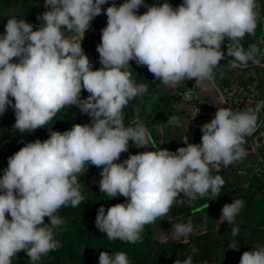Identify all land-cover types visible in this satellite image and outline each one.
Masks as SVG:
<instances>
[{
    "label": "clouds",
    "instance_id": "9594fccd",
    "mask_svg": "<svg viewBox=\"0 0 264 264\" xmlns=\"http://www.w3.org/2000/svg\"><path fill=\"white\" fill-rule=\"evenodd\" d=\"M108 2L44 0L50 10L38 17L42 23L37 30L12 16L0 35V115L11 107L14 129L25 134L50 126L57 113L70 106L92 118L91 124H75L63 132L49 127L48 139L29 142L8 158L0 177V264H13L22 250L31 264H38L61 247L54 233L64 219L57 213L84 201L79 178L89 165L102 168L101 193L108 199L126 198L107 210L99 207L96 228L109 240L136 244L146 225L168 216L180 193L192 201L209 193L218 196L225 180L213 176L212 169L219 172L221 164L226 168L246 157L245 137L258 127L264 101L246 110L218 108L211 122L201 126V143H187L185 137L187 146L175 152L157 148L146 126L135 121V126H125L122 110L147 91L145 84L136 85L132 79L130 61L146 66L166 87L195 80L202 91L215 85V69L223 76L225 39L230 69L247 67L249 62L261 65L259 45L251 43L247 50L242 45L246 34L255 40L257 0H183L175 8L168 0L151 6L145 0L112 3L96 48L102 67L93 70L81 42ZM141 6L147 10L137 14ZM82 89L90 94L87 99L80 98ZM168 123L179 126L180 118L171 116ZM129 141L137 148L151 145L155 151L132 154L117 163L128 152ZM243 207L241 199L225 204L219 223L232 224ZM194 231L191 223L175 222L164 238L183 243ZM238 234V227H233L232 235ZM228 247L235 250L238 244ZM197 250L193 246L191 252ZM99 264L130 261L124 252H100ZM174 264H193V257L177 258ZM239 264H264V246L243 252Z\"/></svg>",
    "mask_w": 264,
    "mask_h": 264
},
{
    "label": "rangeland",
    "instance_id": "374dc122",
    "mask_svg": "<svg viewBox=\"0 0 264 264\" xmlns=\"http://www.w3.org/2000/svg\"><path fill=\"white\" fill-rule=\"evenodd\" d=\"M7 2L9 5H0V35L4 34L7 20L12 16L26 20L33 6L41 10L49 9L45 7L44 0ZM124 2L125 0H109L107 4L102 5V14L90 22L82 42L91 39L100 44L102 29L107 25V7L112 3L119 6ZM168 2L175 8L183 0ZM145 5L151 6L152 0H145ZM146 10V7L141 6L137 14H143ZM65 35L72 37L73 34ZM259 47L261 52L258 56H264V44L260 43ZM221 50L225 53V59L220 61L224 73L220 76V69L214 70L215 85L208 91L196 87L195 80H186L176 88L166 87L154 78L146 66H137L135 61H130L128 71L132 73V79L136 85L145 84L147 91L130 100L123 108L125 126H146L157 148L175 152L179 147L187 146L183 141L185 137L187 143H201V126L211 122L218 108L246 110L264 101V60L259 66L249 62L247 67L230 69L228 65L232 57L226 55L227 47L222 46ZM98 65L96 69L102 67L100 61ZM89 95L82 89L80 98L87 99ZM257 115L258 127L251 136L245 137L243 147L246 157L226 168L221 164L219 172L215 168L212 169L213 176L220 175L225 180L220 194L211 197L209 193L192 201L180 193L168 216L155 224L146 225L141 233L142 240L136 244L119 239L109 240L106 233L96 228L98 208L104 206L107 210L114 204L124 203L126 198L118 195L108 199L101 193L98 182L102 168L89 165L87 172L79 178L84 201L77 207H62L57 213L64 219V224L54 233V239L61 247L43 256L38 264H99L100 252H108L110 255L124 252L130 264H174L172 247L183 243L189 244L188 254H197L193 258V264H239L243 252L252 251L254 246H264V108H261ZM171 116L180 118L179 126L168 123ZM62 119L57 113L50 126L21 134L14 129V110L8 107L7 111L0 115V177L8 166V158L20 148L37 139L43 142L49 138V127L52 131L70 130L69 126H63L65 123ZM91 122L92 120H87L82 122V125ZM144 151H155V148L151 145L137 148L129 141L128 152L122 153L120 160L116 162H123L130 155ZM235 199L243 200L244 207L232 224L219 223L223 206ZM204 205L208 207H203ZM196 209L202 210L197 212ZM6 216L11 219L10 215ZM44 222L50 223L49 218L45 217ZM175 222L191 223L194 234L183 243L175 241L171 236L165 239L164 234H171ZM233 227L239 229L236 236L232 235ZM232 243L238 244V249L229 248L228 245ZM193 246L198 249L195 253L191 252ZM13 264H31L26 251H20Z\"/></svg>",
    "mask_w": 264,
    "mask_h": 264
},
{
    "label": "trees",
    "instance_id": "16d2710c",
    "mask_svg": "<svg viewBox=\"0 0 264 264\" xmlns=\"http://www.w3.org/2000/svg\"><path fill=\"white\" fill-rule=\"evenodd\" d=\"M162 1H164V0H152V5L155 3H161ZM0 3H1L0 4L1 6L9 5L7 0H0ZM48 10H50V9L41 10L37 6H33L31 8V10H29L26 22L33 25V30H37L42 23V21L39 20L38 17L42 13H44L45 11H48ZM256 43L258 45L260 44V42H256ZM227 44H228V42L224 41L222 46L227 47ZM250 44H251V42H249L248 40L242 41V45H243L245 50L248 49ZM98 45H99V43L96 40H91V39H87L81 43V46H82L85 54L89 57L90 61L92 62L94 69H96V67L99 66L98 63L100 61L99 60V53L96 51V48ZM13 62H15V58H13ZM12 99L14 102V98H12ZM58 116L63 117L62 121L65 123V125H63V126L64 127L69 126L70 129L75 124H81L82 125V122L87 121V120H90V121L92 120L91 117H89L87 114L82 113V111L76 106L67 107L66 109L59 112ZM82 195L84 196V194H82ZM172 248H173L172 249V260L174 262L177 258L180 259L181 261L187 259V256H188L187 251L189 249V244L183 243V244L177 245V247L173 246ZM196 256H197L196 253L192 255L193 258H195Z\"/></svg>",
    "mask_w": 264,
    "mask_h": 264
},
{
    "label": "flooded vegetation",
    "instance_id": "af4514ba",
    "mask_svg": "<svg viewBox=\"0 0 264 264\" xmlns=\"http://www.w3.org/2000/svg\"><path fill=\"white\" fill-rule=\"evenodd\" d=\"M257 3L259 5V9H260V19L258 20V26H257V29H256V39H257V42H260V39L262 37H264V0H257ZM246 40V39H244ZM225 41H227L225 39ZM228 42V41H227Z\"/></svg>",
    "mask_w": 264,
    "mask_h": 264
},
{
    "label": "water",
    "instance_id": "95a60500",
    "mask_svg": "<svg viewBox=\"0 0 264 264\" xmlns=\"http://www.w3.org/2000/svg\"><path fill=\"white\" fill-rule=\"evenodd\" d=\"M255 32H256V30H255ZM244 39L248 40L251 43L257 42V39L255 38V40H254V38L251 35H249V34H246Z\"/></svg>",
    "mask_w": 264,
    "mask_h": 264
}]
</instances>
